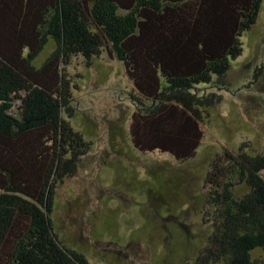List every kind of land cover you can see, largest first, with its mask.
I'll return each instance as SVG.
<instances>
[{"label":"trees","instance_id":"16d2710c","mask_svg":"<svg viewBox=\"0 0 264 264\" xmlns=\"http://www.w3.org/2000/svg\"><path fill=\"white\" fill-rule=\"evenodd\" d=\"M263 3L0 0V264H91L62 243L53 222L58 184L92 149L72 121L67 67L75 57L89 64L107 50L122 63L149 101L133 95L140 103L129 128L134 146L185 161L200 146L212 103L194 90L228 73ZM213 166L205 180L212 233L196 264H255L253 250L264 248V152L240 148L227 166ZM242 184L250 190L237 197Z\"/></svg>","mask_w":264,"mask_h":264},{"label":"rangeland","instance_id":"374dc122","mask_svg":"<svg viewBox=\"0 0 264 264\" xmlns=\"http://www.w3.org/2000/svg\"><path fill=\"white\" fill-rule=\"evenodd\" d=\"M241 39L243 52L228 73L194 90L212 103L203 112L200 146L185 161L134 146L129 128L140 103L133 95L149 101L122 63L107 50L89 64L73 59L67 67L75 87L72 121L92 149L57 186L54 231L66 247L91 264H196L212 233L207 173L216 171L214 163L227 166L240 148L264 152V3ZM19 105L12 113H20ZM219 179L228 182V176ZM249 190L238 185L235 194ZM252 258L260 264L264 248L253 250Z\"/></svg>","mask_w":264,"mask_h":264}]
</instances>
